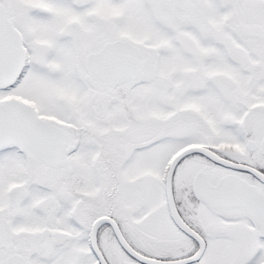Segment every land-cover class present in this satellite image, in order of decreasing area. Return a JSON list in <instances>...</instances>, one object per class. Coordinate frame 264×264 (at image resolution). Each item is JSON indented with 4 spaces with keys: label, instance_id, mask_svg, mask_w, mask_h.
<instances>
[{
    "label": "snow or ice",
    "instance_id": "obj_1",
    "mask_svg": "<svg viewBox=\"0 0 264 264\" xmlns=\"http://www.w3.org/2000/svg\"><path fill=\"white\" fill-rule=\"evenodd\" d=\"M0 264H264V0H0Z\"/></svg>",
    "mask_w": 264,
    "mask_h": 264
}]
</instances>
